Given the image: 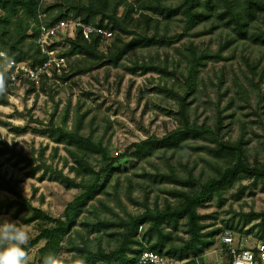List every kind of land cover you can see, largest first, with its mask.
Wrapping results in <instances>:
<instances>
[{
    "label": "trees",
    "instance_id": "1",
    "mask_svg": "<svg viewBox=\"0 0 264 264\" xmlns=\"http://www.w3.org/2000/svg\"><path fill=\"white\" fill-rule=\"evenodd\" d=\"M38 3L39 0H0V51L32 67L46 60V55L41 52L36 41ZM46 9L49 12L46 21L50 24L60 19L80 18L87 23L113 29L114 33L108 39L111 43L107 45L106 51L100 48V44L107 40L97 34L86 38L80 28L57 41L54 45H59L62 40L65 42L61 54L66 57L68 68L62 67L61 72L53 70L52 78L44 74L37 83L28 79L22 82L30 83L31 88L37 86L40 90H45L46 82L53 80V77L67 81L75 75L92 70L98 64L117 66L126 54L136 48L167 43L175 36L179 38L187 34H200L192 30L203 22L221 21L231 30V34L215 50L199 48L193 42L188 44L184 80L189 91L195 90L201 66L209 59L223 58V51L232 43L255 40L264 44V30H253L255 21L264 16V0H59ZM175 20L181 22L182 31L168 35L171 23ZM123 35L132 36L125 39ZM2 63L3 59L0 58ZM162 67L159 64L134 62L129 69L143 73L150 70L164 72L166 69ZM17 87L10 89V92ZM186 94L174 91L179 102V125L161 137L151 135L132 142L116 155L110 153L102 140L81 129L86 113L80 112L79 107L75 108L71 128L65 125V121L56 123L54 113L47 123L31 118V122H39L44 127L35 128L29 124L13 127L16 132L30 129L46 135L56 144V153L58 146L62 145L66 151V155L62 156L63 163L73 176L47 165L43 158L45 148H42L38 157L46 169L42 171L41 178L50 172L51 178L60 181L66 188L79 190L66 203L59 216H52L33 206L24 197L18 190L17 181L0 173V187L9 189L19 198L16 200L17 211L30 210L31 219L39 218L37 233L31 237L25 250L28 252L44 240V244L37 250L39 261L49 252L58 254L66 248L74 252L73 255L83 258L86 264H133L144 248L174 255L185 261L194 260L215 244V237L225 228L243 230L248 226L246 233L254 232L264 242V210L238 212L236 221L231 218L223 226L215 225L214 221H206L213 218V214L199 210L214 196H221L224 190L233 186L241 177L252 178L254 182L264 181V165L249 161L246 141L242 137L234 141L223 138L221 115H218L215 125L191 120ZM7 96H0V104L7 102ZM197 139L211 140L214 145L191 143ZM186 146L204 149L215 157L223 158V162L216 163L214 172L202 179L191 168L184 174L178 173L171 166L167 171H158L153 175L157 180L175 185L169 192L177 198L176 203L167 202L154 209L146 207L141 213L130 214L128 217H106L109 205L99 195L107 193L109 178L121 159L131 157L144 160L157 151L165 153ZM6 151V148L0 147V154ZM93 155L98 157L99 163L92 161ZM9 156L17 155L10 153ZM20 161L31 164L34 157L21 153L15 163ZM40 168V165H36L29 174H35ZM182 220L185 236L176 235L175 238L174 232ZM92 234L94 237H91ZM105 235L112 242L108 250L101 242L97 246L92 245L93 239L100 240ZM144 243L147 247L143 246Z\"/></svg>",
    "mask_w": 264,
    "mask_h": 264
},
{
    "label": "rangeland",
    "instance_id": "2",
    "mask_svg": "<svg viewBox=\"0 0 264 264\" xmlns=\"http://www.w3.org/2000/svg\"><path fill=\"white\" fill-rule=\"evenodd\" d=\"M58 1L48 3L45 9ZM261 29L264 30V16L256 20L253 27V30ZM176 31H182L178 20L171 23L168 35H174ZM192 31L200 34H187L179 38L175 36L167 43L136 48L126 54L117 66L110 63L98 64L92 70L75 75L67 81L53 77V80L46 82L45 90H40L37 86L31 88L30 83H25L11 91L7 102L0 104V120L3 121L0 122V147L7 149L0 154V173L17 181L18 190L33 206L52 216H59L66 203L79 190L66 188L60 181L52 179L50 172L41 178L46 166L42 165L38 156L41 149L45 148L43 158L46 164L73 176L63 163L62 156L66 155V151L60 145L56 153V144L46 135L30 129L16 132L13 127L28 124L35 128L44 127L39 122H31V118L47 123L54 113L56 123L65 121V125L71 128L75 108L79 107L80 112L86 113L81 129L102 140L110 153L116 155L132 142L151 135L161 137L179 125V102L174 91L187 93L191 120L215 125L218 115H221L223 138L234 141L242 137L246 141L249 161L264 165V44L255 40L232 43L223 51V58L209 59L201 66L195 90L189 91L184 80L188 44L193 42L199 48L215 50L231 34V30L217 20L198 24ZM123 36L129 39L132 35ZM110 43L111 40H107L100 44V48L106 51ZM56 47L61 53L65 42L62 40ZM134 62L159 64L166 70L133 72L129 67ZM63 67L68 68L67 60ZM61 71L62 69L58 72ZM191 143L214 145L207 139H197ZM10 153L17 156H9ZM21 153L33 156L34 161L31 164H26L25 161L15 163ZM92 161L99 163L95 155L92 156ZM222 162L223 158L191 146L165 153L157 151L144 160L123 158L112 171L107 193L99 195L109 205L105 215L114 219L119 215L128 217L130 214L141 213L146 207L154 209L167 202L176 203L177 198L169 192L175 185L157 180L153 176L156 172L167 171L171 166L178 173L184 174L191 168L202 179L214 172L216 163ZM36 165L41 168L35 174H29ZM17 199L19 198L9 189L0 187V220L7 218L16 221L32 237L37 233L39 218L31 219L30 210L17 211ZM98 204L101 206L99 202ZM251 209L264 210V181L254 182L249 177L237 179L221 196H214L206 206L199 208L203 213L213 214V218L206 221H214L217 226H223L231 218L236 221L238 212ZM247 227L243 230L233 228L240 245L250 246L256 240L262 241L254 232L246 233ZM176 235L185 236L183 220L174 232L175 238ZM107 238V235L100 240L95 238L92 245L97 246L101 242L108 250L112 242ZM43 244L44 240L28 251L30 264H42L38 260L37 250ZM143 246L147 247L145 243ZM73 253L63 248L58 254L72 256ZM180 264L230 262L217 235L215 244L206 249L202 256Z\"/></svg>",
    "mask_w": 264,
    "mask_h": 264
},
{
    "label": "built area",
    "instance_id": "3",
    "mask_svg": "<svg viewBox=\"0 0 264 264\" xmlns=\"http://www.w3.org/2000/svg\"><path fill=\"white\" fill-rule=\"evenodd\" d=\"M53 0H39L37 9L38 34L36 41L41 52L46 55V60L34 67L25 61H15L7 71L8 92L22 84L25 79L34 80L36 82L46 74L50 76L53 70L60 71L65 65L66 57L58 52L57 41L67 35H72L76 28H80L82 34L86 38H90L92 34H97L103 40L112 37L114 30L100 25L87 23L80 18L60 19L54 24L46 21L47 10L45 6ZM4 52V51H0ZM5 53V52H4ZM141 225L139 229H141ZM223 249L227 252L230 264H264V242L256 240L253 245H240L236 240L235 232L230 228L223 229L218 235ZM155 253L159 257L158 264H180L185 260L179 259L177 256L165 254L144 248L138 259L133 264H145L144 254ZM148 264H151L149 261Z\"/></svg>",
    "mask_w": 264,
    "mask_h": 264
},
{
    "label": "clouds",
    "instance_id": "4",
    "mask_svg": "<svg viewBox=\"0 0 264 264\" xmlns=\"http://www.w3.org/2000/svg\"><path fill=\"white\" fill-rule=\"evenodd\" d=\"M3 63L0 64V96L8 92L7 71L15 61L6 53L0 52ZM31 236L24 226L10 219L0 220V264H30L29 253L25 250ZM145 264H158L159 257L155 253H146ZM42 264H86L78 255L66 256L49 252L42 259Z\"/></svg>",
    "mask_w": 264,
    "mask_h": 264
}]
</instances>
